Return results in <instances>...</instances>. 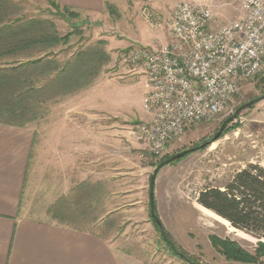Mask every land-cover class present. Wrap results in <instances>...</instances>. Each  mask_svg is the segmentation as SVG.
<instances>
[{
	"label": "rangeland",
	"instance_id": "obj_1",
	"mask_svg": "<svg viewBox=\"0 0 264 264\" xmlns=\"http://www.w3.org/2000/svg\"><path fill=\"white\" fill-rule=\"evenodd\" d=\"M135 1L138 3L134 9H131L134 1L126 2L131 12L125 11L124 4L119 8L115 4L106 3L105 14L98 20L84 22L86 17L82 13L71 15L55 0H0V28L9 25L14 32H20L27 27L22 28V25L29 23L26 20L42 19L45 21L41 27L43 31L59 35L57 48L71 42L72 51L80 52L83 61L82 70L75 65L69 79L54 86H48L47 70L39 69L24 73V78L31 77L23 84L24 89H28L27 94L21 92V82L15 83L8 90H0V121L40 127L42 133L35 142L32 158L46 172L48 116L53 117L58 113L51 111L55 102L67 99L78 90L84 89L86 94V88L97 83L96 89H102L99 93L102 107L107 108L108 101L111 106L118 105V110L97 113V118L76 112L70 118L75 120L81 116L89 127L97 126V131L102 126L104 139L102 148L96 146L98 152L89 149L90 160L98 155L97 164L93 162L89 168L94 171L93 178L97 182L87 189L86 206L78 203V190L74 194L72 201L76 204L72 205L69 221L72 226L102 235L108 243V252L115 256L116 261L112 264H189L173 252L151 215L150 179L155 167L164 159L209 141V144L172 161L159 171L155 181L156 213L169 238L193 261L206 264H264V257L257 263H246L229 259L216 248L211 236L235 240L252 253L258 239L247 233V238L239 236L240 231L234 230L230 222L225 225L201 211V204L197 201L204 188L217 186L224 189V185L249 163L264 166V99L243 109L225 127L220 137L213 139L222 123L239 107L264 95V67L254 78L243 83L222 118L189 125L182 137L173 141L162 157L152 156L147 152L146 144L137 142L131 134L138 123L147 120L140 97L143 69L125 60L130 49L138 44L134 41L126 48H121L117 43L122 38H128L129 31L138 27V20L159 27H143L139 35L145 39L152 42L154 39L161 41L167 38L165 22L174 5L182 0ZM156 1L162 5L165 3L166 10L155 11L152 7ZM186 1L211 3L217 18L215 27L241 14V0ZM145 9L159 13V18L153 12L151 21L147 20L143 14ZM8 38L3 36L0 39V72L5 70H1L2 67L15 66L31 56V50L22 49L23 52L17 53V49H14L16 45L10 41L19 39L17 36ZM16 44L20 45V42ZM36 45L35 49L46 48V42H37ZM41 52L39 55H42ZM83 70L85 74L79 84L77 82V86H69V82L78 79ZM94 93L86 94L87 100ZM90 131L89 140L91 136H96L94 129ZM89 148L95 149L93 142H89ZM100 154L102 156L99 158Z\"/></svg>",
	"mask_w": 264,
	"mask_h": 264
},
{
	"label": "crops",
	"instance_id": "obj_2",
	"mask_svg": "<svg viewBox=\"0 0 264 264\" xmlns=\"http://www.w3.org/2000/svg\"><path fill=\"white\" fill-rule=\"evenodd\" d=\"M55 1L61 7L82 13L86 17L84 22L98 20L105 14L106 3L115 4L119 8L124 4L125 11L131 12L130 6L126 4L129 0ZM132 1L134 4L131 5V9H134L138 2ZM141 1L144 0H139ZM164 4L156 1L152 8L162 12L164 8L166 10ZM26 22L29 23L22 25V28L27 27L17 35L20 38L33 39L25 48L15 44L14 49H17V53L23 52L22 49L31 50L29 51L31 56H27L26 60L22 59V62L15 66H5L1 70L16 68L22 80L31 79V77L24 78V73L28 71L47 70L48 86L67 81L71 73V62L80 52L72 51L70 41L69 44H64L58 49L55 38L59 35L55 32L50 34L43 31L41 27L45 24L44 20L29 19ZM144 22L138 20V27L129 31L128 38H122L117 46L126 48L134 41L137 44L157 46L169 41V35L161 41L154 39L152 42L139 35L143 27L151 26L150 23ZM23 32L26 34H21ZM12 34L11 26L0 28V39ZM37 42L39 44L46 42V48L35 49V46H38ZM40 51L42 55H39ZM39 59L43 61L32 63ZM62 68L65 70L61 75L59 71ZM96 84L89 85L85 90L87 95L95 91L94 95L90 96L91 99L87 100L83 89L74 92L65 100L55 102L53 109L50 107L51 111L55 113L58 111L56 114L58 116H48L46 172L41 170L40 164H36L35 159L32 158L35 142L42 133L40 127L0 121V264H112L116 261L115 256L108 252V243L102 235L89 232L83 227L72 226L69 221L73 206L76 204L72 201L74 194L78 190V203L86 206L87 189L95 186L97 182L93 178L94 171L89 168L92 164H97L98 155H94L95 158L90 160L89 149L98 152L96 146L102 148L104 139L102 126L98 127L97 131L96 125L95 128L89 127L81 116L75 120L70 118L73 117V112L87 116L90 114L91 118H97V113H108L110 110L119 109L118 105L111 106L109 101L107 108L102 107L99 94L102 89H96ZM140 97L142 102L143 86ZM145 116L148 119V116ZM93 129L96 136H91L89 140L88 135ZM94 139L95 141H92ZM89 142H93L95 149L89 148ZM101 156L102 154L99 158Z\"/></svg>",
	"mask_w": 264,
	"mask_h": 264
},
{
	"label": "built area",
	"instance_id": "obj_3",
	"mask_svg": "<svg viewBox=\"0 0 264 264\" xmlns=\"http://www.w3.org/2000/svg\"><path fill=\"white\" fill-rule=\"evenodd\" d=\"M155 11L145 9L151 21ZM211 3L180 1L165 22L169 41L138 44L125 60L143 69L148 119L131 131L154 157H162L187 127L222 118L243 83L264 67V0H241L238 18L215 27Z\"/></svg>",
	"mask_w": 264,
	"mask_h": 264
},
{
	"label": "trees",
	"instance_id": "obj_4",
	"mask_svg": "<svg viewBox=\"0 0 264 264\" xmlns=\"http://www.w3.org/2000/svg\"><path fill=\"white\" fill-rule=\"evenodd\" d=\"M64 8L70 11L71 15L73 14L76 16V14H78L67 7ZM17 34L18 32L13 31V36L11 35L7 37H18ZM18 38L19 39H14L11 42L15 45L18 41L20 42V45L17 46L23 48L28 46L33 39L26 37ZM55 40L57 41V37ZM81 58L82 54L80 53L72 60L70 72L75 65L82 70L83 61ZM38 61L40 63L43 60H35L32 61V63L36 64ZM64 68L59 71L61 72V75L65 70ZM84 74L85 72L83 70V72L79 74V78H76L77 80L74 79L69 82V86L75 85L77 82L79 84V81ZM75 80L76 82L74 83ZM25 81V79L22 80L18 76L16 68L6 69L3 72H0V90H8L10 87H14L15 83L21 82L23 87H21L20 90L23 94H27L26 91H28V89H24L25 86L23 85ZM23 94L18 97L21 98ZM206 144H209V141L196 147L194 150H197ZM197 201L204 207L212 210L229 221L234 228L258 239L255 250L252 253L235 240L211 236L213 245L227 258L246 263H257L262 257H264V166L261 164L249 163L247 167L238 171L232 179L224 185V189L217 186H208L204 188L199 193Z\"/></svg>",
	"mask_w": 264,
	"mask_h": 264
},
{
	"label": "water",
	"instance_id": "obj_5",
	"mask_svg": "<svg viewBox=\"0 0 264 264\" xmlns=\"http://www.w3.org/2000/svg\"><path fill=\"white\" fill-rule=\"evenodd\" d=\"M264 99V95L261 97H258L256 99H253L247 103H245L244 105H242L241 107H239L237 109V111L231 115L229 118H227L223 123L222 126L220 127V129L218 130V132L214 135V140L218 139L221 135V133L223 132V130L225 129V127L232 121H234L237 118V115L245 108L247 107H251L254 103H257L258 101ZM194 151V148H190V149H185L183 151H180L174 155H172L171 157H168L166 159H164L162 162H160L154 169L153 174L151 176L150 179V203H151V215L154 218L156 224L158 225L161 234L164 238V240L168 243V245L171 247V249L173 250V252L175 254H177L179 257H181L182 259H184L185 261H187L189 264H206V263H200V262H196L193 261L192 259H190L189 257H187L184 253H182L177 246L174 244V242L169 238L160 218L158 217L157 213H156V208H155V181L157 178V175L159 173V171L166 165L170 164L172 161H174L177 158H180L188 153H191Z\"/></svg>",
	"mask_w": 264,
	"mask_h": 264
},
{
	"label": "bare ground",
	"instance_id": "obj_6",
	"mask_svg": "<svg viewBox=\"0 0 264 264\" xmlns=\"http://www.w3.org/2000/svg\"><path fill=\"white\" fill-rule=\"evenodd\" d=\"M199 209H200L201 211H203L205 214H207V215H209V216H212V217L216 218L218 221L222 222L223 224H225V225L228 224V225H229V221H227V220L224 219L223 217L217 215L215 212H213L212 210H210V209L204 207L203 205H200ZM233 229H234V227H233ZM235 229H236V228H235ZM235 229H234V230H235ZM236 230H237V229H236ZM239 231H240V230H239ZM238 234H239V236H241V237H243V238H247L246 233L243 232V231H240ZM247 235H248V234H247Z\"/></svg>",
	"mask_w": 264,
	"mask_h": 264
}]
</instances>
